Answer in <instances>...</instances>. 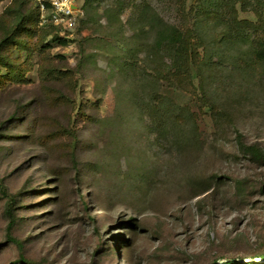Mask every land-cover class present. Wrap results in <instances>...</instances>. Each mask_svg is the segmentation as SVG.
I'll return each mask as SVG.
<instances>
[{"label":"rangeland","instance_id":"rangeland-1","mask_svg":"<svg viewBox=\"0 0 264 264\" xmlns=\"http://www.w3.org/2000/svg\"><path fill=\"white\" fill-rule=\"evenodd\" d=\"M47 2L0 0V264H264V0Z\"/></svg>","mask_w":264,"mask_h":264},{"label":"trees","instance_id":"trees-1","mask_svg":"<svg viewBox=\"0 0 264 264\" xmlns=\"http://www.w3.org/2000/svg\"><path fill=\"white\" fill-rule=\"evenodd\" d=\"M48 4L49 3L47 2V5ZM251 30L254 31V39H255L254 42L258 46L257 51L264 50V33H260L258 35V31L261 30V25L254 24ZM175 31L178 37L171 42V44L174 47V54H173L174 59L172 62L173 67L176 70V74L177 71L178 72L182 71L185 73L188 72L187 78H189L190 77L189 65L193 62V60H195V55H196L195 46L191 40L190 34H188L187 32L185 33L183 31H180L178 29H175ZM58 40L62 44L66 43V40L62 37H58ZM4 43H5L4 40L0 41V59H2L3 64L5 65L8 64L10 66L12 72L18 74V69L16 68V66L12 63H9L6 59H4L1 53ZM11 221H13V219ZM231 263L234 262H228L226 264H231Z\"/></svg>","mask_w":264,"mask_h":264},{"label":"built area","instance_id":"built-area-1","mask_svg":"<svg viewBox=\"0 0 264 264\" xmlns=\"http://www.w3.org/2000/svg\"><path fill=\"white\" fill-rule=\"evenodd\" d=\"M48 3L46 11L50 21L56 26L70 27L82 13L76 7V0H48Z\"/></svg>","mask_w":264,"mask_h":264}]
</instances>
